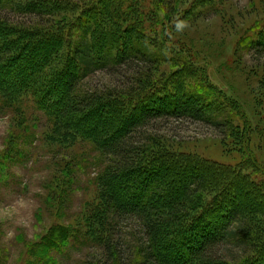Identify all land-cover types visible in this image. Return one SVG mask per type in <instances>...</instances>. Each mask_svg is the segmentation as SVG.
I'll use <instances>...</instances> for the list:
<instances>
[{
	"label": "rangeland",
	"instance_id": "obj_1",
	"mask_svg": "<svg viewBox=\"0 0 264 264\" xmlns=\"http://www.w3.org/2000/svg\"><path fill=\"white\" fill-rule=\"evenodd\" d=\"M16 2L41 15L7 9L10 41L17 42L15 54L28 68L21 78L14 71L19 67L0 78V264H146L141 222L113 218L103 205L99 181L109 159L86 130H69L57 117L64 89L58 74L72 67L87 25L88 38L110 63L129 51L154 62L142 86L148 104H159L151 86L170 88L178 81L184 90L205 91L211 100L206 113L228 123L225 135L214 125L162 120L140 138L154 136L170 152L240 172L264 194V55L251 51L264 41V0ZM134 69L95 70L78 90L106 94L127 88ZM132 97L133 103L139 99ZM220 188L208 185L195 197L188 218L204 210ZM244 223L264 247V217L251 215ZM181 228L165 236L171 248L194 236ZM58 231L67 233L66 241L55 238ZM241 239L234 236L220 246L224 264H241L257 254L251 247L255 240ZM174 256L180 263L179 254Z\"/></svg>",
	"mask_w": 264,
	"mask_h": 264
},
{
	"label": "trees",
	"instance_id": "obj_2",
	"mask_svg": "<svg viewBox=\"0 0 264 264\" xmlns=\"http://www.w3.org/2000/svg\"><path fill=\"white\" fill-rule=\"evenodd\" d=\"M16 3V0H0V78L8 73L10 67H19L14 71L21 78L25 68H28L15 54L17 42L13 38L10 41L11 22L7 18V9L17 14L41 15L39 9L24 10ZM85 27L83 39L76 43L72 54V67L58 74L64 89L63 104L59 108L56 104L59 110L57 117L70 124L69 128L66 126L69 130L75 127L86 130L95 148L109 159L99 181L105 209L113 218L131 216L141 222L147 240L143 249L146 264H224L218 250L230 238L239 237L243 243L241 238L247 235L248 240L249 237L252 242L255 240L256 237L244 222L251 215L264 217V194H258L255 183L240 172L201 158L198 160L170 152L166 146H159L154 136H140L153 123L162 120H191L214 125L225 135L228 133V123L215 120L212 113H206L211 105L207 101L211 100L205 91L199 90V94H196L184 90L178 81L170 88L151 86L156 92L151 98L159 104H148V97L143 99L148 91L142 93V86L148 83L154 62L145 54L129 51L110 63L109 58H102L88 38L92 32L91 26ZM44 45L45 48L50 46L49 43ZM251 51L264 55V41L253 44ZM35 59L40 62V59ZM144 64V68L137 66ZM42 65L45 66L44 63ZM135 66L138 69H134L136 73L127 88L112 89L106 94L78 90L81 81L95 70L119 73L121 69L129 70ZM137 90L141 91L137 93ZM134 93L139 99L133 103ZM116 105L120 107L116 108ZM208 185H221V188L204 210L188 218L190 214L187 210L189 206L191 208L192 201ZM251 196H255L253 200ZM177 227H186L194 236L184 237L181 243L176 242L177 245L171 248L165 236ZM256 229L261 231L260 228ZM256 234L263 235L261 232ZM55 238L66 241L68 235L65 231H58ZM196 240L198 245L194 244ZM251 247L252 251H259L241 264H264L262 244L257 242ZM177 248L183 252H177ZM174 253L179 254L178 259L182 258L180 263Z\"/></svg>",
	"mask_w": 264,
	"mask_h": 264
}]
</instances>
